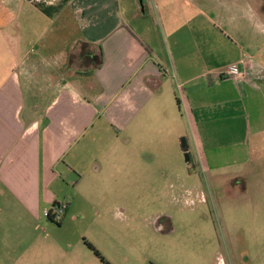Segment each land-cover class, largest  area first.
Returning a JSON list of instances; mask_svg holds the SVG:
<instances>
[{"label":"crops","instance_id":"0c3cea01","mask_svg":"<svg viewBox=\"0 0 264 264\" xmlns=\"http://www.w3.org/2000/svg\"><path fill=\"white\" fill-rule=\"evenodd\" d=\"M231 1L230 9L229 0H0V227L20 221L34 227L43 209L66 202L58 229L64 227L90 182L84 162L96 166L118 142L107 144L101 133L110 124L118 134L138 116L176 123L190 176L249 161L264 144L258 140L264 138V62L246 52L238 20L249 19L252 34L264 32V0H253L247 11L246 0ZM146 17L164 25H145ZM176 17L189 25L188 39L179 35ZM82 43L95 54L103 49L104 64L90 75L74 68ZM234 64L243 77L224 74ZM229 102L240 104L246 131L224 159L207 149L203 136L208 111ZM181 125L199 131V162ZM92 131L96 136L87 137ZM35 244L15 252L12 264L59 260L54 252L34 250ZM87 254L81 256L89 263L72 258L69 264H98Z\"/></svg>","mask_w":264,"mask_h":264},{"label":"rangeland","instance_id":"374dc122","mask_svg":"<svg viewBox=\"0 0 264 264\" xmlns=\"http://www.w3.org/2000/svg\"><path fill=\"white\" fill-rule=\"evenodd\" d=\"M252 1L244 2L246 11ZM143 21L155 28L164 25L159 18ZM238 21L245 33L244 46L250 49L246 52L264 62V52L256 51L258 47L264 51V32L252 34L249 19ZM175 25L180 27L179 35L190 37L185 19L176 17ZM74 63L75 69L79 65L83 69L81 62ZM239 105L229 102L208 111L211 119L203 137L207 149L219 150L224 159L230 158L229 149L243 141L246 131L245 118L237 114ZM175 126L149 115L138 116L118 134L109 124L100 138L107 144L112 139L118 142L107 147V157H101L96 166L90 159L84 162V175L90 182L86 191L80 189L69 213L68 218L75 219L58 229L57 223L45 217L46 210L54 209L48 207L34 227L25 221L0 227L1 264H12L13 254L33 241L34 250L57 254L54 264H69L72 258L89 263V258L81 256L84 251L98 264H105L89 244L109 264H264V138L251 137L263 146L253 149L246 163L224 165L217 173L201 168L190 176ZM186 131L199 162L204 154L199 131L196 126L181 125L180 133ZM95 136L92 131L87 137ZM49 221L54 226L49 227ZM76 239L79 244L75 246Z\"/></svg>","mask_w":264,"mask_h":264},{"label":"trees","instance_id":"16d2710c","mask_svg":"<svg viewBox=\"0 0 264 264\" xmlns=\"http://www.w3.org/2000/svg\"><path fill=\"white\" fill-rule=\"evenodd\" d=\"M94 54V55H92ZM73 56L70 58V63H73ZM80 62L82 63V66L84 71H82L84 75H90L92 74V71L89 70H96L100 67L103 66L104 64V54H103V49L102 47L99 48V53L95 54L93 52L90 51L89 45L86 43H82L81 44V48H80ZM93 62V64H91V66L88 65L89 62ZM91 67V69H89ZM78 68L80 69V65L78 66ZM78 74H80V72H78ZM58 204L54 205V208L57 207ZM54 222V221H52ZM55 223V222H54ZM60 224V223H57ZM89 247L91 250L94 251L95 255L97 257H99L101 259L102 262H104L105 264H109L105 258L91 245L89 244Z\"/></svg>","mask_w":264,"mask_h":264},{"label":"built area","instance_id":"2783aa9c","mask_svg":"<svg viewBox=\"0 0 264 264\" xmlns=\"http://www.w3.org/2000/svg\"><path fill=\"white\" fill-rule=\"evenodd\" d=\"M224 74L235 78L244 76L240 72L237 64L230 66ZM66 210H67V204L63 203V204H58L57 207H55L53 210H46L44 214L46 218L51 219L55 223H61Z\"/></svg>","mask_w":264,"mask_h":264},{"label":"water","instance_id":"95a60500","mask_svg":"<svg viewBox=\"0 0 264 264\" xmlns=\"http://www.w3.org/2000/svg\"><path fill=\"white\" fill-rule=\"evenodd\" d=\"M182 149H183V151L185 152V156H186V158H187L186 162L189 163V162H190V157H189V155H188V153H187V150H188V149H187L186 147H184V146H183Z\"/></svg>","mask_w":264,"mask_h":264}]
</instances>
